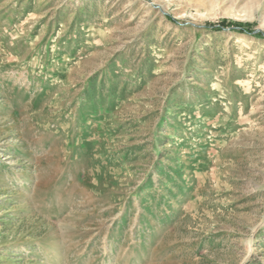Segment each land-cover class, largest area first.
Masks as SVG:
<instances>
[{"label": "rangeland", "instance_id": "rangeland-1", "mask_svg": "<svg viewBox=\"0 0 264 264\" xmlns=\"http://www.w3.org/2000/svg\"><path fill=\"white\" fill-rule=\"evenodd\" d=\"M0 264H264V0H0Z\"/></svg>", "mask_w": 264, "mask_h": 264}, {"label": "trees", "instance_id": "trees-1", "mask_svg": "<svg viewBox=\"0 0 264 264\" xmlns=\"http://www.w3.org/2000/svg\"><path fill=\"white\" fill-rule=\"evenodd\" d=\"M237 25H240V26L242 25L243 26V24H237Z\"/></svg>", "mask_w": 264, "mask_h": 264}]
</instances>
